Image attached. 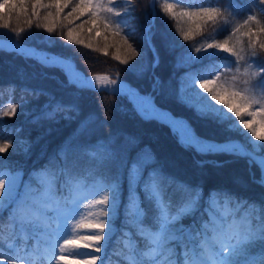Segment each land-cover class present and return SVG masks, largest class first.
Wrapping results in <instances>:
<instances>
[{
  "label": "trees",
  "instance_id": "16d2710c",
  "mask_svg": "<svg viewBox=\"0 0 264 264\" xmlns=\"http://www.w3.org/2000/svg\"><path fill=\"white\" fill-rule=\"evenodd\" d=\"M152 1L130 0L129 3V0H114V6L118 9L130 6L135 8L134 20L114 18L121 23L120 31L114 27L108 30L99 27L93 28L89 33L87 30L92 25L88 16L80 17L75 24L88 22L83 24V28H76L74 37L84 40V45L69 43L66 40L67 27L72 25L68 20H63V15L71 11V6L65 9L61 18L64 37L61 36L59 27L53 33L37 28L35 18H32L33 24L29 28V17L20 14L17 19L15 10L11 27L23 28L25 32L17 37L8 30L0 29V37L17 39L41 49L72 57L86 74H120L141 91H152L161 106L171 109L175 114L188 117L196 131L204 137L219 141L240 138L252 148V143L249 142L251 138L256 146H264V141L251 137L250 130H241L236 126L237 118L231 112L227 113V118L222 122H217L201 118L194 107H207L210 98V93L198 88L200 80H214L209 87H216L225 84V77H231L236 68L240 70L239 75L245 77L243 73L246 65L243 62L231 63L234 57H228L227 53L215 56L205 54L198 60L187 58L189 51L201 43L206 44L213 39L223 40L230 34L231 27H226L217 34L211 24H201L199 18L195 16L189 20L180 13L216 4H210L207 0H155L156 14L152 23L154 15ZM166 3L173 5L176 16L163 11ZM235 3L240 7L231 15L228 12L224 13L231 24L242 23L251 14H257L261 24H264V6L260 5L259 0H235ZM28 7L30 13L31 5ZM7 12L8 9L5 7L3 14L7 16ZM43 15L42 11L41 16ZM39 22L43 23L42 20ZM149 23L154 24L152 42L159 55V64L155 68L151 66L154 59L153 51L146 40L141 39ZM125 24L128 27H124ZM252 26H256L254 22ZM132 28H135V33L129 34ZM188 29L193 30L192 38L183 41L181 34ZM244 40L247 47V38ZM260 41H264V34H260ZM235 42L234 37L232 43ZM88 44L92 47H87ZM129 45L139 53L133 57L130 64L146 66V71L139 75L130 71L129 65L122 63V60L131 53ZM257 50L258 56L248 60L254 65L253 71L255 63L264 59V51H260L258 45ZM116 55H120L121 60L115 59ZM225 65L230 67L226 68ZM216 76L220 78L217 80ZM259 79L256 77L252 82L257 84ZM225 87L227 88V85ZM25 90H31L32 94ZM217 91L219 100L225 101L226 104L230 102L232 107H239V101L230 96V90L217 88ZM36 92L42 94L36 96ZM50 97L54 98L53 103L59 101L64 105H75V110H70L67 114L58 113L51 119L41 118ZM211 103L217 108L224 107L217 101ZM11 104L17 105L16 114L0 117V144L11 142V147L0 153V163L8 168L22 169L30 183L36 180L33 173L48 167L50 163L51 166L64 170L57 181L58 193L68 192L62 184L65 182L69 184V181L93 176H99L104 181L107 176L119 174L115 231L111 241L105 246L102 260L106 258L125 262L123 255L128 249L124 238L127 236V230L131 231V235L128 236L135 240L138 251L148 248L147 241L142 239L143 235L138 234L137 225L132 224L130 212L131 201L137 191L144 209L143 223L146 227L157 230L156 209L153 203L145 198L146 185L159 187L163 197L172 201L173 212L184 202L183 193L188 191L184 185L198 186L201 189L199 203L191 215H186L181 220L182 224L193 229L208 219L210 198L218 197L221 191L259 206L256 208L249 205L241 206L247 209L248 215L253 218L251 223L258 221L259 214L264 209V186L253 182V174L256 179L260 177V168L255 164L250 167L246 158L227 154L199 156L187 151L179 143L180 135L170 124L159 119L143 118L127 94L106 89L77 87L76 84H69L68 75L62 67L46 64L17 50L0 48V112L8 109ZM248 111H255L257 114L254 117L249 116ZM242 115L244 119L252 120L256 131L264 136V108H256L253 105L250 109H242ZM23 142L30 145L27 152L22 150ZM69 145H72L75 151L69 153L66 160H62L61 156L64 153L61 150L67 151ZM106 151L109 154L122 153V159L118 158L114 162L97 160L94 154ZM146 152H150L154 159L149 160L139 171L129 175V167L133 161ZM259 153L264 154V147H260ZM199 161H216L220 166L216 163L201 164ZM160 207L163 208L161 203ZM14 238L15 246L10 248L9 243ZM33 241L34 239L26 240L21 236L20 225L11 217L9 210L0 212V250L20 257L24 245ZM262 255L264 246L258 243L249 250L247 256L238 257L237 264L253 258L258 259ZM76 261L82 264L79 260ZM147 263L151 264V260L149 259ZM24 264L48 263L43 256L34 257L28 254Z\"/></svg>",
  "mask_w": 264,
  "mask_h": 264
},
{
  "label": "snow or ice",
  "instance_id": "6c2138e0",
  "mask_svg": "<svg viewBox=\"0 0 264 264\" xmlns=\"http://www.w3.org/2000/svg\"><path fill=\"white\" fill-rule=\"evenodd\" d=\"M207 2L210 4L214 3L216 6H200L197 7L195 11H184L181 12L180 15L188 17L189 20H191L193 16L198 17L201 24H211L213 31L217 34L224 31V29L229 26L231 27V32L223 40L213 39L206 44L201 43L199 46L189 51L187 58L190 60H198L205 54L215 56L220 53H227L228 57H234L231 63L243 62L246 65L243 75L247 77V79L242 80L239 75L240 70L236 68L234 74L231 75L229 79L225 80V84H219L216 85V87L210 88L209 85L213 84L214 80H200L198 88L204 92L210 93V98L207 107L194 106L196 112L201 118L217 120V122H222L227 118V113L231 112L234 117L237 118L236 126L238 128L241 130H250L251 137L264 141V136H261L253 127L252 120H246L242 115V109L244 108L250 109L253 105L264 106V91L257 93L252 87H248L254 78L259 77L260 79L257 81L256 87L264 89V59L258 60L255 63L254 71V65L248 62L250 58L258 56L257 45L260 51H264V41H260V34H264V24H261L257 14L248 15L242 23L231 24L228 16L224 15V13L228 12L231 15L236 8L240 7L239 4L235 3V0H207ZM222 3L223 6H221ZM259 3L261 6H264V0H259ZM29 4L31 5L30 13ZM69 6H71V11L63 15V20H68V23L72 25L71 27H67L66 40L69 43L79 45H84L85 42L82 39L75 38L74 32L76 28H83V24L88 22L84 21L79 25L75 24V21L80 17L88 16L92 25V27L87 30L89 33L92 32L93 28L99 27H103L105 30L113 27L117 31L122 30L121 23L114 19L116 17L122 20L123 18H127L128 20L136 19L134 6L118 9L114 6V0H106V2L105 0H0V21H2V23H0V29L8 30L17 37L25 32L23 28L11 27L12 15L15 10L17 12V19L20 14L29 17V28H31L33 24L32 18H35L37 21L35 26L37 28H43L48 33H53L59 27L61 28L60 34L64 37L65 33L63 32L61 18L65 9L69 8ZM5 7L8 9L7 16L3 14ZM42 11L44 12L43 16H41ZM163 11L165 13H171L172 16H176V13L173 11V5L170 3L164 5ZM41 20L43 23L39 22ZM253 22L256 25L255 27L252 26ZM124 27H128V25L125 24ZM153 27L154 25L151 23L146 25L144 29L145 35H143L141 39L146 40L153 51L154 59L151 66L155 68L159 64V55L155 45L152 43V36L154 35L152 31ZM192 31V29H188L182 32L183 41H189L192 38ZM134 33L135 28H132L129 34ZM97 35H99V33H97ZM234 37L236 42L232 43ZM244 38H247V47H245ZM126 40L127 36H125V41ZM237 45H239V48H237ZM86 46L89 48L92 47L91 44ZM170 47H176V45H170ZM129 49H131V53L122 60V63L129 65V70L139 75L146 71V66L141 67L138 64H130L133 57L139 55V53H137L135 49H132L131 45H129ZM117 52H119V48ZM193 52L195 54H193ZM115 59L121 60L120 55H116ZM225 67L229 68L230 66L225 65ZM219 78V76L215 77L217 80ZM85 80L91 83L90 85L82 86L93 90H96V84H94L93 81L105 87L111 84L114 86V91L119 87L117 80L110 79L106 76L87 77ZM69 84H76L77 87L81 86L80 83L72 79L69 80ZM241 84H243L244 87H241ZM225 85H227V88ZM217 88L220 90H230V96L239 101V107H232L230 102L226 104L225 101L219 100ZM25 91H29V93L32 94L31 90ZM40 94L42 93H35L36 96ZM53 100L54 98H49V103L44 106L45 110L41 118L51 119L55 118L58 113L67 114L68 111L75 110V105H64L59 101L53 103ZM211 101H217L220 105H224V107L217 108ZM49 107L51 109L50 111ZM16 111L17 105L11 104L8 109L0 112V117L14 116ZM142 113L145 119H159L154 115H145L144 112ZM256 114L255 111L247 112V115L253 117ZM171 120L180 122L178 126L180 132L179 143L185 150L191 151L199 156L227 154L246 158L250 167L255 164L260 168L261 175L259 179H256L253 174V182L264 186V156L257 155L260 151V147L264 146H256L250 138L249 142L252 143V150H249L245 145L230 138L224 141H217L212 138L204 137L186 121L173 118H171ZM229 128L231 130L232 126L230 125ZM129 143L131 144L132 141L130 140ZM9 147H11V142L0 144V153L6 152ZM29 147L30 145L28 142H23L22 150L24 152H27ZM61 151L64 153L61 159L66 160L67 155L74 152L75 149L72 145H69L67 151L63 149ZM94 155L97 160L101 162H114L118 158L122 159V153L119 152L109 154L106 151L105 153H95ZM153 159L154 157L150 152H146L142 156H139L129 167V175H132L134 171H139L142 166ZM199 163H216L217 166H220L219 162L216 161H199ZM63 171V169L51 166L50 163L48 167L39 169L36 173H33L37 185L47 189L49 195L43 196L39 190L26 185L24 196L20 201L21 207L17 210L22 212L23 206L31 204L38 212H60L58 207L46 209L43 205L54 203L50 195L51 188L56 184ZM19 174V170L13 172L6 165L0 163V206H3L5 198L12 197L16 187V177ZM104 181L100 191L97 193L101 198L92 201V204L102 206L100 212L102 218L97 219L96 222L84 223L82 219L75 220L71 212L62 214L63 227L67 229L68 233H76L79 230L91 233L86 236L79 235L73 236L70 239H64L63 243L59 244L61 250L67 246H71L74 249L80 247L87 249L84 264H98V261H102L105 246L111 241L115 231L114 220L119 201L120 176L116 173L105 177ZM184 188L188 189L186 193H183L184 202L173 212L171 200L165 199L163 196H156V192L159 191L160 188L146 185L144 189L146 193L145 198L151 201L153 207L156 209V224L158 228L155 231L149 229L144 233L142 239L147 241V250L138 251L135 248L131 249L132 264H146L149 258L151 259V264H159V261L156 259L158 256L174 252V248L170 247L173 241L179 243L183 249L180 254L182 258L179 259L176 264H237V258L247 256L249 250L256 244L259 243L264 246V209L261 210L259 219L256 223H250L248 221L239 222L229 213L228 215L219 214L209 216L207 220L201 222L200 228L197 230L186 229L181 223V220L184 216L191 215L192 212L195 211L201 198L199 195L201 189L198 186L192 187L187 184L184 185ZM221 198L230 205L259 207L255 204H249L246 200L238 199L236 196L226 191L219 192L217 199L219 200ZM161 201H163L165 205L164 208L160 207ZM186 206L187 210H185ZM143 214L144 209L138 207L134 215L136 217H142ZM69 220L73 222L69 224ZM27 222L31 223L32 220L29 219ZM144 227L143 221H141L138 227V234H140V231L143 230ZM80 241L84 242L83 245L80 244ZM196 241H199V243H196ZM55 246L54 243L53 247L55 248ZM54 260L56 264H59V262L65 261L66 257L64 255L54 256ZM0 264H24V259L16 255H8L3 250H0ZM102 264H107L106 258H104ZM245 264H264V255L260 256L258 259L253 258L246 260Z\"/></svg>",
  "mask_w": 264,
  "mask_h": 264
},
{
  "label": "rangeland",
  "instance_id": "374dc122",
  "mask_svg": "<svg viewBox=\"0 0 264 264\" xmlns=\"http://www.w3.org/2000/svg\"><path fill=\"white\" fill-rule=\"evenodd\" d=\"M155 17L152 18V23H154ZM151 23V24H152ZM154 25V24H153ZM4 38V37H0ZM81 69V68H80ZM84 73L85 71L81 69ZM86 74V73H85ZM90 75V74H86ZM241 77V76H240ZM230 77H225V79H229ZM241 79H247L246 77H241ZM127 80V79H126ZM130 82V81H129ZM241 87H244L241 84ZM248 87H252L254 91L257 93L264 91V89H260L256 87V84L251 82ZM256 108H264L262 105H254ZM13 172L19 170V175L16 177V187L12 194L11 198H5V202L3 206H0V212H5L9 210L11 212V217L14 218L20 225V234L26 240L34 239L33 242L24 245L23 252L20 253V257L22 259L27 258L28 254H32L34 257L43 256L48 264H56L54 260V256L64 255L66 257L65 261L59 262V264H79L76 260H79L82 264H84V260L86 258L85 253L87 249L80 247L78 249H74L71 246L65 247L63 250L59 248V244L63 243L64 239H70L73 236L79 235H90L91 233L84 230H79L76 233H68L67 229L63 227V219L62 214L65 212H71L74 216L75 220H83L84 223L96 222L97 219L102 218L100 216L101 207L100 205L92 204L93 200H99L101 198L97 193L100 191L104 181L99 176H93L91 178H84L74 181H69V184L66 182L62 183L68 192L58 193L57 183L51 188V197L54 201L53 204L43 205L46 209H52L54 207H58L60 212L56 211H47L38 212L36 211L31 204L23 206V211H18L21 207L20 201L25 193V186L28 185L33 189L39 190L43 196L49 195L47 189L42 188L40 185H37V181L30 183L22 169L10 168ZM136 195L131 201V222L132 224H136L137 228L139 227L141 221H143L142 217H136L134 214L137 212L138 207H142L141 201L138 199L137 191ZM156 196H163L161 192L157 191ZM162 207L165 205L163 201H161ZM143 208V207H142ZM167 210V209H165ZM187 210V206L185 208ZM209 216H215L219 214L228 215L232 214L239 222L248 221L251 223V218L248 215L247 209L241 207L240 205L228 204L226 201L217 199V196H213L210 198V207H209ZM38 218V219H37ZM31 219L32 222L28 223L27 221ZM73 221L69 220L68 223L71 224ZM144 224V223H143ZM188 230H197L200 226L195 227L193 229L190 226L183 224ZM145 226V224H144ZM151 228L144 227L143 230L140 231V234L144 235V233ZM152 230V229H151ZM154 231V230H153ZM127 236L124 238V243L127 252L123 255L125 262L123 261H111L107 260V264H132L131 257V249H137L135 240L128 235H131V231H126ZM17 234H14L16 236ZM16 239L14 238L9 246H15ZM55 243V248L53 247ZM83 241H80V244L83 245ZM199 243V241H196ZM171 248H174V252L166 253L158 256L156 259L159 261V264H176V262L181 259V253L183 249L181 245L175 241L170 245ZM148 249V248H147ZM145 249V250H147ZM105 250V249H104ZM138 250V249H137ZM143 250V251H145ZM10 255V253L5 252ZM104 256V252H103ZM102 256V259H103ZM150 259V258H149ZM151 260V259H150ZM103 261V260H102ZM102 261H98V264H102ZM146 264H148L146 262ZM242 264H245L242 263Z\"/></svg>",
  "mask_w": 264,
  "mask_h": 264
},
{
  "label": "bare ground",
  "instance_id": "6f19581e",
  "mask_svg": "<svg viewBox=\"0 0 264 264\" xmlns=\"http://www.w3.org/2000/svg\"><path fill=\"white\" fill-rule=\"evenodd\" d=\"M3 44H5L9 47L19 48L24 52L32 54V55L36 56L42 62H44V63L48 62L46 64H49V62L59 63L61 65V67L66 70L69 77L72 80H76L78 83H86V84L89 83L90 84L91 82L88 80H85V78L97 77V76H100V77L106 76V77H109L110 79L117 80L118 86H119L116 89L117 92L127 94L129 97H131V99L136 104L137 108L140 109L141 112H144L145 115H154V116L168 120L171 123L173 129L176 130L180 134L179 129H178L180 122L179 121H172L171 118L176 119V120H181V121H185V120L178 118V117H174L165 110L157 109L153 105V100H152L151 96H143V95L139 94L136 87L131 86L130 84L123 82L122 80L119 79V77L111 76L109 74H96V75H89L88 76L80 68H78V66L74 60L63 59V57H61L59 54H57L53 51L38 49L34 46H32V47L22 46V45L18 44L17 42L10 43V42H8V39L0 38V45H3ZM93 83L96 84V86H98V87H105V86L99 85L95 81H93ZM105 88H108L110 90H114V86H112L111 84L107 85V87H105ZM234 141H236V140H234ZM241 144H243V143H241ZM257 155L258 156H264V154L259 153V152L257 153Z\"/></svg>",
  "mask_w": 264,
  "mask_h": 264
},
{
  "label": "water",
  "instance_id": "95a60500",
  "mask_svg": "<svg viewBox=\"0 0 264 264\" xmlns=\"http://www.w3.org/2000/svg\"><path fill=\"white\" fill-rule=\"evenodd\" d=\"M8 42H10V43H13V42H17L18 44H20V45H22V46H27V47H32V46H28V45H26V44H24L23 42H21V41H19V40H12V39H8ZM0 47L1 48H7V49H17V50H19V51H21V49H19V48H16V47H9V46H7V45H5V44H3V45H0ZM63 59H72V58H70V57H63ZM72 60H74V59H72ZM45 63H48V62H45ZM49 64H56V65H60L59 63H57V62H49ZM118 77H119V79L120 80H122L123 82H125V83H127V84H130L131 86H132V84L128 81V80H126V79H123L120 75H118ZM81 84V86L82 85H90L89 83H80ZM96 88H105V87H98V86H96ZM106 89H108V88H106ZM108 90H110V89H108ZM110 91H114V90H110ZM137 91H138V93L139 94H141V95H143V96H151L152 97V100H153V105L157 108V109H160V110H165V111H167L168 113H170L172 116H174V117H178V118H181V119H183V120H185V121H187L188 123H190L191 124V122H190V120L186 117V116H184V115H177V114H175V113H173L169 108H164V107H162V106H160L157 102H156V100H155V96L151 93V92H148V93H146V92H143V91H140L139 89H137ZM136 105V104H135ZM141 114H143L142 112H140ZM157 117V116H156ZM160 120H162V121H164V122H167V123H169V124H171L168 120H166V119H163V118H160V117H158ZM192 125V124H191ZM193 127V126H192ZM236 141H238L239 143H243L249 150H252L243 140H241V139H236Z\"/></svg>",
  "mask_w": 264,
  "mask_h": 264
}]
</instances>
